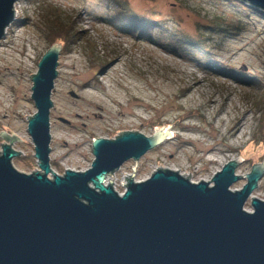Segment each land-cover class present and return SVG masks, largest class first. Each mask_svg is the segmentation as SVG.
Instances as JSON below:
<instances>
[{
	"label": "rangeland",
	"instance_id": "374dc122",
	"mask_svg": "<svg viewBox=\"0 0 264 264\" xmlns=\"http://www.w3.org/2000/svg\"><path fill=\"white\" fill-rule=\"evenodd\" d=\"M122 1L154 19L149 39L110 21L121 10L115 0H19L0 41V132L21 138L13 145L21 151L14 166L26 172L39 167L28 133V116L37 111L31 74L58 43L53 170L91 167L95 137L115 138L125 130L151 136L168 128L172 136L138 160L135 179L165 167L213 184L214 175L240 156L235 174L242 178L230 188L241 189L243 175L264 162V18L232 0ZM58 21L75 33L66 46L48 33ZM200 38L206 41L195 44ZM2 143L0 137V149ZM134 165L130 159L116 170L113 186L124 184ZM254 196L264 200V174L245 203L248 211Z\"/></svg>",
	"mask_w": 264,
	"mask_h": 264
},
{
	"label": "water",
	"instance_id": "95a60500",
	"mask_svg": "<svg viewBox=\"0 0 264 264\" xmlns=\"http://www.w3.org/2000/svg\"><path fill=\"white\" fill-rule=\"evenodd\" d=\"M16 1L0 0V40L15 19ZM239 1L264 10V0ZM60 51L54 43L31 74L37 111L28 116V133L40 169L16 168L21 151L13 145L21 138L0 132V264H264V200L254 196L253 211L244 208L264 162L243 175L239 190L230 187L242 178L235 174L240 156L213 184L165 167L135 181L138 160L172 136L167 128L151 136L125 130L95 137L91 167L52 170L50 111ZM130 159L134 173L120 194L114 173Z\"/></svg>",
	"mask_w": 264,
	"mask_h": 264
},
{
	"label": "trees",
	"instance_id": "16d2710c",
	"mask_svg": "<svg viewBox=\"0 0 264 264\" xmlns=\"http://www.w3.org/2000/svg\"><path fill=\"white\" fill-rule=\"evenodd\" d=\"M115 1L121 7V10H118V12L115 13L112 18H110V21L113 22L116 26H118L123 32L135 33L134 31L137 30H139V32L142 31V33L146 32L144 37L149 39L151 36L150 35L148 36L147 32L149 31L150 34L151 28L148 27L150 25L156 24L153 23L154 19H151V17L147 14H140L133 12L132 9L128 7L127 3L122 0H115ZM232 1H236L237 3H239L243 7V9L248 10V12L256 13L258 17L264 18V10H261L248 3H244L241 1H237V0H232ZM52 23H54V25L51 24L48 30V33L50 34V38L53 39L52 42H54L56 39L59 40L61 39V41L65 42V44L63 43L64 46H66L67 39L65 38L69 36H74L75 34L74 32L71 33V28H72L71 25H65L64 23H61V21L52 22ZM145 29H147V31H145ZM180 38L181 37L177 35V39L179 40H177L176 43L180 44V41H182ZM186 39L184 38V40ZM203 39L204 38H200L194 41V43L195 44L201 42L204 43L206 40Z\"/></svg>",
	"mask_w": 264,
	"mask_h": 264
},
{
	"label": "built area",
	"instance_id": "2783aa9c",
	"mask_svg": "<svg viewBox=\"0 0 264 264\" xmlns=\"http://www.w3.org/2000/svg\"><path fill=\"white\" fill-rule=\"evenodd\" d=\"M19 0H17L16 2H15V4H14V9H15V17L17 16V14H18V7H19ZM11 26V25H10ZM8 29H9V27L6 29V34H7V31H8ZM5 34V35H6ZM2 40V39H1ZM0 40V41H1ZM1 150V149H0ZM37 162H39V160H37ZM135 166V165H134ZM133 166V167H134ZM120 168H122V166L120 167ZM119 168V169H120ZM40 169V167H37L36 169H34V170H39ZM66 169H73V168H70V167H68V168H66ZM34 170H31V171H28V172H32V171H34ZM53 170V169H52ZM76 170V169H75ZM54 172H56L55 170H53ZM156 171V170H155ZM136 172H137V166H136V171H135V174H134V180L135 181H142V180H144V179H146V178H144V179H141V180H137V179H135V175H136ZM56 173H58V172H56ZM132 173H134V170L132 169V172L131 173H129V174H126V176L128 177V178H130L131 177V174ZM50 176H51V174H50ZM109 178V177H108ZM115 178V173H114V177H113V179ZM148 178V177H147ZM114 181V180H113ZM128 183V179L126 178V180H125V182H124V184H121L120 186H119V188L117 187V186H113L114 187V189L117 191V192H119L120 194H123L124 193V191H125V189H126V184ZM106 184H108V181L106 182ZM123 188V189H122Z\"/></svg>",
	"mask_w": 264,
	"mask_h": 264
},
{
	"label": "bare ground",
	"instance_id": "6f19581e",
	"mask_svg": "<svg viewBox=\"0 0 264 264\" xmlns=\"http://www.w3.org/2000/svg\"><path fill=\"white\" fill-rule=\"evenodd\" d=\"M244 119H245V118H244ZM244 119H243L241 122L239 121V122L236 124V128H237V127H240V126H242V127L244 126V124H243ZM243 133H244V130L242 129V130H241V134H243ZM170 169H172V168H170ZM172 170L177 171V169H174V168H173ZM178 170L181 171V169H178ZM183 174H184L185 176H187V175L189 176L190 173L184 172ZM113 180H114V179H113ZM201 180H202V179H201ZM203 180H204V179H203ZM206 181H208V180H206Z\"/></svg>",
	"mask_w": 264,
	"mask_h": 264
}]
</instances>
